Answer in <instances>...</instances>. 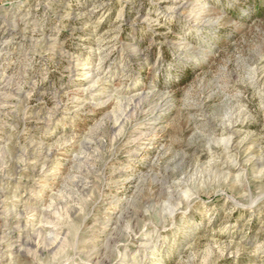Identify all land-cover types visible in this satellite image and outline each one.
I'll list each match as a JSON object with an SVG mask.
<instances>
[{"label": "rangeland", "instance_id": "1", "mask_svg": "<svg viewBox=\"0 0 264 264\" xmlns=\"http://www.w3.org/2000/svg\"><path fill=\"white\" fill-rule=\"evenodd\" d=\"M0 43V264H264V0H0Z\"/></svg>", "mask_w": 264, "mask_h": 264}, {"label": "bare ground", "instance_id": "2", "mask_svg": "<svg viewBox=\"0 0 264 264\" xmlns=\"http://www.w3.org/2000/svg\"><path fill=\"white\" fill-rule=\"evenodd\" d=\"M1 44V43H0ZM8 238V237H7Z\"/></svg>", "mask_w": 264, "mask_h": 264}]
</instances>
